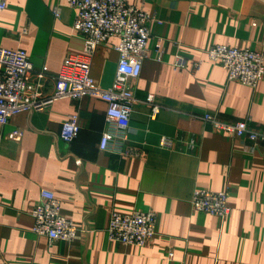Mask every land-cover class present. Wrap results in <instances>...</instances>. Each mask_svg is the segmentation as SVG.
<instances>
[{
  "label": "crops",
  "instance_id": "obj_1",
  "mask_svg": "<svg viewBox=\"0 0 264 264\" xmlns=\"http://www.w3.org/2000/svg\"><path fill=\"white\" fill-rule=\"evenodd\" d=\"M125 1L160 20L149 25L141 73L131 82L129 125L108 123L105 101L85 95L17 112L0 126V256L7 264H264V142L252 148L202 119L250 118L252 128L264 129V80L254 88L230 80L205 52L224 44L264 53V0ZM74 17L67 0H8L0 11V46L26 51L33 71L44 73L30 79L42 95L52 92L68 55L88 60L95 83L113 81L118 37L87 57ZM177 54L187 60L182 68L172 64ZM148 93L160 105L154 117ZM71 114L79 131L66 142L61 123ZM17 128L22 133L9 137ZM105 130L117 137L100 149ZM127 147L140 155L124 154ZM41 188L56 194L61 214L78 227L73 240L32 231ZM196 188L227 189L229 213L193 209ZM135 209L155 211V234L142 246L111 239L110 211Z\"/></svg>",
  "mask_w": 264,
  "mask_h": 264
},
{
  "label": "built area",
  "instance_id": "obj_2",
  "mask_svg": "<svg viewBox=\"0 0 264 264\" xmlns=\"http://www.w3.org/2000/svg\"><path fill=\"white\" fill-rule=\"evenodd\" d=\"M8 0H0V11L7 7ZM74 9L73 28L84 37L83 53L88 57L95 48L105 43L110 36L119 39L115 48L118 51L116 71L112 83L102 87L95 83L87 59L68 55L61 70L54 77L51 93L42 95L37 89L40 82H32L44 77L43 72H34L26 51L22 48L0 46V126L8 123L10 117L20 111H31L47 108L59 98H81L85 95L100 97L106 103L105 119L115 123L117 127L126 129L129 125L134 94L132 79H136L142 69V62L147 53V41L150 36L149 25L158 20L154 13L127 3L125 0H67ZM55 14L59 7H55ZM160 40L156 43L158 58L162 48ZM213 61H218L227 70L228 79L238 81L250 87H256L264 80V53L249 48H237L224 44H213L205 49ZM187 60L177 54L173 66L182 68ZM200 62L196 61V65ZM155 95L148 93L144 101L150 106L151 117L160 110ZM202 119L212 128L222 131L231 137L248 140L252 148H258L264 142V129L250 126V118L236 122H225L217 119L212 113H205ZM60 137L66 142L72 141L78 134L77 114H71L61 123ZM22 133L17 128L9 133L16 137ZM117 134L103 131L100 135V149H106L108 143L116 139ZM2 135L0 134V141ZM166 139L161 137V143ZM140 149L127 147L124 154L139 156ZM190 202L193 209L224 217L230 211L228 190H207L196 188L192 191ZM33 217L32 231L49 240H67L75 238L78 227L72 220L60 212V200L47 188H41L39 199L31 210ZM108 235L111 239L123 244L142 246L156 232L155 211L133 210L123 213L111 210L107 223ZM171 256L172 252L169 251ZM0 264L7 262L0 256Z\"/></svg>",
  "mask_w": 264,
  "mask_h": 264
}]
</instances>
